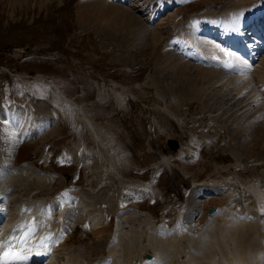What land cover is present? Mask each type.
<instances>
[{
  "label": "rangeland",
  "instance_id": "374dc122",
  "mask_svg": "<svg viewBox=\"0 0 264 264\" xmlns=\"http://www.w3.org/2000/svg\"><path fill=\"white\" fill-rule=\"evenodd\" d=\"M96 1L125 7L146 23L147 11L141 4L136 7L137 1ZM226 1L172 6L147 26L155 28L161 19L160 27L171 38V23L217 11ZM78 2L83 0H25L12 7V1L0 0V114L6 106L16 107L53 122L36 138L23 140L13 164H6L15 165L12 174L26 177L24 184L34 196L57 203L67 190L81 188L100 204L105 222L108 217L98 247L94 232L75 220L77 209L64 202L68 211L58 207L55 214L67 227L74 225L67 244L98 259L115 230V213L133 206L167 226L179 215H190L186 221L195 235L202 232L195 230L203 226L209 207L222 209L227 203L255 210L248 187L264 186V155L242 156L232 127L236 115L229 113L233 104L211 94L206 103L168 89L163 85L167 79L138 51L141 43L132 51L97 26L87 27L76 15ZM101 11L94 9L92 16L100 19ZM255 107L245 108V115ZM7 123L0 115V140ZM169 139L179 144L177 150L169 148ZM4 147L0 142V154ZM214 187V195L191 197Z\"/></svg>",
  "mask_w": 264,
  "mask_h": 264
},
{
  "label": "bare ground",
  "instance_id": "6f19581e",
  "mask_svg": "<svg viewBox=\"0 0 264 264\" xmlns=\"http://www.w3.org/2000/svg\"><path fill=\"white\" fill-rule=\"evenodd\" d=\"M11 1L10 5L14 7L23 5L25 0ZM191 1L144 0L135 4H141L143 10H147L146 23L125 7L96 0L78 2L76 15L82 23L89 25L87 27L97 26L100 31L118 38L132 51L133 46L141 43L138 51L146 53L147 58L144 60L150 59L158 73L167 79V84L163 82V85L168 89L205 102L211 100L207 99L210 94L211 98L219 96L222 102L230 101L233 105L229 113L236 115L233 120L236 123H232V127L236 128L235 136L242 156L256 153L263 156L264 19L261 17L264 0H243L239 3L227 0L217 11L213 9L203 14H190L181 23L171 21V38L160 27L163 24L161 19L159 22L157 20L155 28L149 29L148 26L154 24L158 14L170 6ZM97 8H102L100 19L92 16L93 10ZM248 20H257L251 31L244 28ZM92 22L94 25L90 26ZM220 35H223L221 41L217 37ZM243 36L251 39H244ZM230 40L233 47L225 45ZM168 45L178 50L179 54L175 55ZM224 59L237 63V66L232 69L221 67L220 63ZM168 78L172 80L170 84ZM229 96L230 100L226 99ZM6 107L0 114L8 122L2 130L4 137L0 140L6 146V150L0 154V215L5 214V225L27 230L34 238L48 236V244L42 247L48 258L35 264H264V186L260 188L255 184L248 187L250 193L247 197L254 199L257 208L248 210L252 213L248 221L244 220V214L232 211L230 206L222 209L216 207L218 210L208 214L203 226L195 230L202 232L195 235L186 217L179 215L173 225L167 226L163 220L155 223L149 212L133 206L115 213L116 226L106 240V254L91 260L89 253H79V249L67 244L70 240L68 234H63L70 229L69 226L54 217L53 211L59 207L62 213L67 210L65 203H71L78 211L75 220L85 222L87 228L94 232L98 247L108 218L105 222L98 212L100 204H95L94 197L93 200L91 194L81 188L67 191L60 203H54L45 197L34 196L35 193L24 184L26 177L11 173L12 169L6 163L13 164L19 144L26 138H36L41 130L51 128L53 122L43 116L34 118V114L31 115L33 112L30 114L27 109ZM254 107L255 112L245 115V108L249 110ZM216 114L215 118L218 116ZM223 120L227 123L228 117L225 116ZM23 169L20 168V171ZM215 189L194 191L191 197L193 200L200 196L204 198ZM32 226L33 230L29 229ZM147 253L152 255L150 260L145 259Z\"/></svg>",
  "mask_w": 264,
  "mask_h": 264
},
{
  "label": "snow or ice",
  "instance_id": "6c2138e0",
  "mask_svg": "<svg viewBox=\"0 0 264 264\" xmlns=\"http://www.w3.org/2000/svg\"><path fill=\"white\" fill-rule=\"evenodd\" d=\"M223 67L228 68L232 67V65L225 62ZM24 243H26L25 239H17L0 244V249H3L0 251V264H25L27 257L24 256L22 251V245Z\"/></svg>",
  "mask_w": 264,
  "mask_h": 264
},
{
  "label": "water",
  "instance_id": "95a60500",
  "mask_svg": "<svg viewBox=\"0 0 264 264\" xmlns=\"http://www.w3.org/2000/svg\"><path fill=\"white\" fill-rule=\"evenodd\" d=\"M168 145H169L172 149H176V148H177V142H176L175 140H172V139L168 140ZM212 211H213V208H210V209L208 210V212H212ZM145 257H146L147 259H149V258L151 257V255L147 253V254L145 255Z\"/></svg>",
  "mask_w": 264,
  "mask_h": 264
}]
</instances>
